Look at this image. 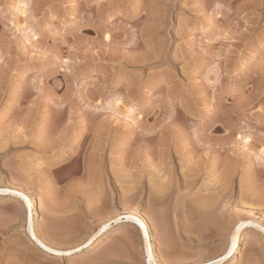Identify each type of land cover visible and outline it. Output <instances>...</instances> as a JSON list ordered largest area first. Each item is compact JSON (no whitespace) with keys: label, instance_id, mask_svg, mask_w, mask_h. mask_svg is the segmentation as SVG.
<instances>
[{"label":"rangeland","instance_id":"rangeland-1","mask_svg":"<svg viewBox=\"0 0 264 264\" xmlns=\"http://www.w3.org/2000/svg\"><path fill=\"white\" fill-rule=\"evenodd\" d=\"M7 187L60 250L112 224L48 256L1 198L0 264H149L128 214L159 264H264V0H0Z\"/></svg>","mask_w":264,"mask_h":264},{"label":"bare ground","instance_id":"bare-ground-1","mask_svg":"<svg viewBox=\"0 0 264 264\" xmlns=\"http://www.w3.org/2000/svg\"><path fill=\"white\" fill-rule=\"evenodd\" d=\"M244 139H245L246 144L250 142V139H248V138H244ZM101 142L104 143V141H101ZM103 143H100V144H102L101 145L102 147H103ZM97 150L101 151L102 148L100 150H99V148H97ZM1 198L18 200V201H20V203L24 204L28 208V226H27L28 232H27V235H28L30 241L32 242V244L35 245L37 248H39V250L48 254V256H54V257L61 258V257H65V256H75V255L83 254V253L88 252V251H92L100 242L104 241V238L107 237V235L111 231V224L112 223L111 224L106 223L97 231V234L95 233L96 235H94L92 238L90 237V239H88V241H86L82 245L78 246L77 248L69 250V251L60 250L57 248V246H55L54 244H51L45 237H43L37 231V222H38V218H39L38 206L35 204L34 199L28 193H26V191H23L21 189L8 188V187L7 188H0V199ZM70 218H72V217L70 216ZM122 219H125V223L137 225L139 228H141V230H143V232H144L143 234L145 235L146 240H147L146 243L148 244V246L146 244V247H147L146 253L148 254L147 256H149V264H159V260H158L157 255H156L157 253L155 251L156 250L155 246H154V244L151 243V240H150L151 237L149 234V229H150L149 222H148L149 219H147V217H145L142 214L140 216H136V214L135 215L134 214H128L124 217L121 216L118 219H116L114 224H116V223H117L116 225H118L119 223L121 224ZM254 225H257V223H255L253 221H248V222L243 221V222H240L238 224V227H236L237 229H236L235 235L234 236L232 235L233 236V241L231 240L232 241L231 242L232 248H230L231 250L229 249L230 252L228 251L229 254H228V256H225V257L228 258L232 254H234L233 256L238 254V249L240 248V245H241L242 234H244V232L247 231L248 229H252L251 226H254ZM262 232H264V231H262ZM189 239L192 240V242L194 243V241H195V240H193L194 238L193 239L189 238ZM197 242L201 243V241H197ZM223 260L224 259L222 258V260L220 259L219 261H210V262H208V264H219Z\"/></svg>","mask_w":264,"mask_h":264},{"label":"crops","instance_id":"crops-1","mask_svg":"<svg viewBox=\"0 0 264 264\" xmlns=\"http://www.w3.org/2000/svg\"><path fill=\"white\" fill-rule=\"evenodd\" d=\"M43 237H45L50 243H52L53 239L47 238L45 235L41 234Z\"/></svg>","mask_w":264,"mask_h":264}]
</instances>
